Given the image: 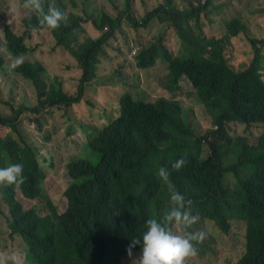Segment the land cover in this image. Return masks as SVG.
I'll return each instance as SVG.
<instances>
[{
  "label": "trees",
  "instance_id": "16d2710c",
  "mask_svg": "<svg viewBox=\"0 0 264 264\" xmlns=\"http://www.w3.org/2000/svg\"><path fill=\"white\" fill-rule=\"evenodd\" d=\"M84 1L86 6L78 0H40L43 12L51 6L65 14L56 28L55 44L44 47L28 43L41 18L27 6L28 0H0L5 9L0 68L11 66L12 56H28L13 69L29 81L37 95V104L29 100L8 102V107L0 110V127L11 129L0 135V162L6 157L22 159L26 181L21 195L28 200L41 198L49 210L42 214L45 211L25 207L16 196V186L0 185L9 205L11 241L19 236L24 257L16 264H124L128 257L133 258L141 250L136 245L132 255L128 254L131 239L142 236L148 219H162L171 207L168 186L158 175L161 167L169 169L175 190L191 201L193 214L199 216L187 231L199 232L201 224L209 220L228 233L231 220L242 222L245 251L238 261L232 263L230 256L225 261L264 264V58L256 55L253 62L242 67L231 62H207L201 44L214 33V27L220 26L223 13L245 9L248 23L231 29L252 44L264 45V36L257 33L258 27L264 28V6L249 11L253 0H207L208 16L206 20L194 19L187 52L175 54L168 62V87L177 85L182 77L188 78L194 86L191 95L213 119V127L204 135L196 134L188 110L179 101L159 99L150 104L134 102L130 92L122 94L126 95L122 117L105 129L110 121L95 128L84 145V152L89 147L93 153H101L102 160L93 165L89 156L82 155L66 165L70 180L64 193L70 207L63 215L71 214L75 220L69 229L60 223L57 205L43 193L53 181L47 164L53 167L54 160L35 145L21 122L33 114L39 118L49 108H73L85 101L92 81L99 76L113 78L120 65L117 62H128L120 49L96 46L94 37L99 30L123 33L119 20L133 1H138L140 11L150 3L154 10L150 19L166 38L161 45L139 53L136 65L141 69L158 63L159 55L168 50L166 42L171 44L172 33L180 34L181 19L189 10L185 1L178 5L173 0H125L122 8L116 3L108 7L99 0ZM260 2L264 4V0H255ZM9 15L21 23L22 31L18 33L7 23ZM68 60L70 72L65 73L68 83L64 86L59 77L49 76L46 67L47 62ZM231 123L244 125L247 132L257 128L262 132L255 143H250L230 133ZM178 158L184 159V165L172 169V162ZM178 228L184 234V227L176 231ZM204 250L198 257L204 256Z\"/></svg>",
  "mask_w": 264,
  "mask_h": 264
},
{
  "label": "rangeland",
  "instance_id": "374dc122",
  "mask_svg": "<svg viewBox=\"0 0 264 264\" xmlns=\"http://www.w3.org/2000/svg\"><path fill=\"white\" fill-rule=\"evenodd\" d=\"M99 1L108 7H111L114 3L120 8L125 6V0ZM78 2L82 6L87 5L84 0H78ZM257 6H264V4L262 2L255 3L253 8ZM230 14L228 13V15ZM12 23L15 24L16 28H19L18 22L12 20ZM260 33L264 34V28L260 30ZM181 42H183L182 36L177 32H173L171 45L179 49ZM201 44L205 46L203 41H201ZM183 51L187 52V49L184 48ZM134 57L131 59H134ZM47 63H49L46 67L49 76L59 77L66 86L68 81L65 79V73L70 72L67 68V65H70V60ZM117 63L120 65L113 78L108 79L105 76H99L90 83L88 86L90 87L89 92L85 94V101L67 110L58 107L49 108L38 115L41 117L38 118L35 114L29 115V120L26 117L21 122V126L35 145L54 160L53 167H50L49 163L47 164V171L50 175H53V181L43 189V193L51 197L57 205L58 211L64 210L67 204L64 195V190L69 181L66 170L67 163L71 158L77 157L84 151L88 135L92 134L95 128L103 126L119 114V99L123 93L131 92L134 97L149 101L159 99L179 101L184 109L188 110L190 123L197 135H204L214 125L206 107L197 103L195 97L191 95L194 86L188 78L182 77L177 85L172 88L168 87L170 83L168 62H158L155 66L147 69L137 67L136 62ZM231 63L236 67H242L248 62ZM74 77H79V74L74 73ZM70 82L73 83V81ZM25 100H29V103L33 105L37 104L34 87L23 76L15 72L13 67L0 68V110L7 108L8 102L20 104ZM246 129L247 127L239 123L229 125L230 133L235 138L243 137L250 143H255L258 135L262 132V128L253 129L251 132H247ZM10 132V128L0 127L1 136H5ZM84 155L89 156L94 163L99 160V155L93 153L89 147H87ZM16 196L27 208L35 207L39 213L45 211L42 214L49 212L44 200L41 198L28 200L21 195L19 189H16ZM8 209L9 205L0 191V244H8L3 254L14 256L15 259L9 260L8 264H16L24 257L20 252L19 236L11 241L10 229L7 223ZM57 217L60 223L69 229L75 224L71 214L66 216L57 214ZM207 224L203 227L206 232L210 231V240L208 247L203 251L204 256L198 257L195 253V255L185 258V264H229L225 261L226 256L232 258V263H234V259L238 261L245 251V245H243L245 241L244 224L237 220H231L228 233L217 227L213 221L208 220ZM177 232L183 235L181 228H178ZM238 252L240 253L237 254ZM139 255L140 252L133 254V258L128 257L124 264H139Z\"/></svg>",
  "mask_w": 264,
  "mask_h": 264
},
{
  "label": "clouds",
  "instance_id": "9594fccd",
  "mask_svg": "<svg viewBox=\"0 0 264 264\" xmlns=\"http://www.w3.org/2000/svg\"><path fill=\"white\" fill-rule=\"evenodd\" d=\"M174 3L180 5L182 1L188 4L189 10L181 19L180 35L183 38L182 46L173 50L170 42H166L167 49L161 53L156 62H171L175 54L183 55V49H187L192 37V23L195 18L201 17L206 20L210 6L206 5L207 0H173ZM144 4L143 11L139 10L138 1H133L128 11L119 20L123 24V33L120 30L105 33L99 30L94 37V44L100 47L111 49H120L127 57L128 62H137L139 60V53L141 51H149L163 42L166 38L157 30V25L150 19L153 9ZM253 0L248 5V10L253 11ZM27 6L31 7L38 14H41L39 19L40 26L32 29V36L29 38L30 44L40 45L44 47H51L57 40L56 28L60 27L65 20L63 11L49 7L47 12H43L40 0H28ZM228 13H231L228 15ZM248 13L245 9L227 10L222 14V23L219 27L213 28V34L204 42L203 50L207 57V62H253L256 55L264 58V45L252 44L246 40L237 31L231 29L232 27L243 26L248 23ZM11 20V21H10ZM15 16L9 15L7 23L19 33L22 31L21 23L19 28L12 23ZM5 21V9L0 3V30ZM99 22L102 19L99 18ZM119 26V25H118ZM261 28L258 27L257 33L260 37L264 34L260 33ZM173 53L174 55H171ZM133 56L134 59H131ZM11 67L16 68L22 63H25L27 57H13ZM131 93V92H130ZM126 96V95H124ZM119 99V114L110 120L109 124L103 126V129L108 127L113 122L122 117L123 106L122 99ZM134 102L154 104L156 101H149L143 98H136L131 93L129 95ZM97 127V128H101ZM82 152L77 157L84 155ZM99 160L90 163L98 164L102 160L101 153L97 152ZM74 157V158H77ZM72 159V158H71ZM185 161L183 158H178L172 162L171 168L179 170ZM25 164L22 159L17 157L4 158L0 162V185L16 186V189L21 190L22 185L26 181ZM159 177L164 181L170 192L169 203L171 205L169 212L162 219L155 218L146 221L147 230L143 232L142 236L131 239L127 246V252L131 256L132 250L136 245H140V255L138 257L139 264H185V258L200 253L208 247L210 240V231L206 232L203 226L208 225L207 222L201 224L200 231L190 232L187 229L199 220V216L193 214L190 207L191 201L185 198V195L175 190L172 182L169 179L170 171L167 167H161L158 171ZM70 180V179H69ZM69 183V181H68ZM68 186V184H67ZM66 186V188H67ZM65 188V190H66ZM64 190V192H65ZM65 195V193H64ZM66 198V196H65ZM67 204L64 210L58 211V214H65L70 207V202L66 198ZM8 204V203H7ZM9 211V209H8ZM183 226L185 231L181 235L176 231V228ZM198 241L203 243L201 246ZM6 247L0 244V264H8L9 260H14V256L3 254ZM198 256V255H197Z\"/></svg>",
  "mask_w": 264,
  "mask_h": 264
}]
</instances>
